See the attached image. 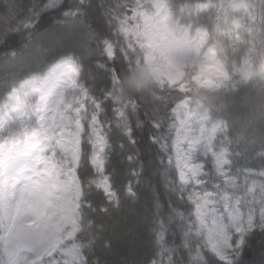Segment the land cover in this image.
I'll use <instances>...</instances> for the list:
<instances>
[{"label":"snow or ice","instance_id":"6c2138e0","mask_svg":"<svg viewBox=\"0 0 264 264\" xmlns=\"http://www.w3.org/2000/svg\"><path fill=\"white\" fill-rule=\"evenodd\" d=\"M77 3L82 15L73 18L71 34L66 27L53 43L70 44L86 57L83 75L91 77L103 100L62 93L50 111L29 117L44 123L48 136L31 167L22 168L15 154L0 157V264H136L144 223L136 212L121 211L115 195L118 177L104 173L103 107L125 117V124L135 119L131 111L125 116L128 109L143 107L159 114L153 124L159 135L145 147L146 164L151 169L158 146L166 170L187 186L178 199L191 205L205 264H220L217 253L225 264H264V170L250 172L247 165L233 163L234 157L253 154L250 137L264 143V104L256 103L264 100V63L246 69L238 57L232 64L227 50L220 49L222 60L214 46L202 54L184 41H173V21L191 22L190 34L204 26L202 18L211 6L200 0H121L115 15L107 18L96 0ZM22 9L24 0H0V33L17 20L28 21ZM89 25L94 44L80 38ZM258 26L264 35V5ZM246 32L238 26L227 35ZM201 55L215 61L216 79L202 81L199 73L184 71L185 66H203ZM148 58L160 88L117 97L121 78ZM157 59L165 65L163 72L154 67ZM99 60L103 63L98 67ZM177 72L183 75L173 82L170 76ZM189 81L197 85V94ZM200 87L210 94L199 95ZM73 142L74 174L68 162ZM89 173L91 179L86 178ZM129 189L126 185L131 195ZM175 264L183 261L178 257Z\"/></svg>","mask_w":264,"mask_h":264},{"label":"trees","instance_id":"16d2710c","mask_svg":"<svg viewBox=\"0 0 264 264\" xmlns=\"http://www.w3.org/2000/svg\"><path fill=\"white\" fill-rule=\"evenodd\" d=\"M120 2L121 0H96V5L107 18L115 15ZM200 2H208L211 6L202 20L203 28L211 36L213 44L222 12H213L212 9L218 5L219 0ZM24 4L22 12L26 10L28 21L21 23L17 20L7 33H0V108L21 82L32 77L43 78L63 59L73 61L78 69L79 90L68 92L69 98L81 93L89 101L94 97L103 100L93 87L91 77L83 75L86 57H81L70 44L61 46L53 43V37L64 32L66 27L71 34L73 18L78 14L82 15V8L77 0H24ZM58 4L62 6L57 7ZM251 5V17L243 21L248 34L239 39L235 36L221 38L230 56L238 57L240 67L246 69L258 67L264 61V35L258 26L259 0H251ZM253 16L256 17V22H253ZM5 35H10L11 39L6 40ZM94 36L90 25L88 31L80 34L81 40L89 44L95 43ZM102 63V60L96 62L98 67ZM134 66L121 79L128 76ZM130 83L131 86H138L137 81ZM129 111L134 113L135 119L125 124V117L118 116L112 107H103L102 120L107 134L104 173L118 177L115 195L122 206L121 211L136 212L144 223L143 250L135 258L136 264H175L178 257L183 264H205L191 205L178 199L185 187L176 181L175 173L170 169L166 170L161 163L163 157L158 146L153 148L154 161L151 169L146 164L145 147L159 135L153 127L159 114L141 107L138 110H126L125 116ZM21 131L17 130L16 133ZM250 139L254 141L253 154L248 158L234 157V165H247L250 172L264 170V143L251 137ZM86 178L91 179L92 173ZM126 185H130L131 195L125 191ZM94 202L99 203V199L95 198ZM251 243L257 245L258 238ZM220 264L225 262L220 260Z\"/></svg>","mask_w":264,"mask_h":264},{"label":"rangeland","instance_id":"374dc122","mask_svg":"<svg viewBox=\"0 0 264 264\" xmlns=\"http://www.w3.org/2000/svg\"><path fill=\"white\" fill-rule=\"evenodd\" d=\"M209 6L208 2H201ZM251 0H232V9L229 13L227 10L222 12V20L217 30L214 43L210 46L224 49L225 45L221 40L229 31L235 33L237 27L245 30L243 21L251 17ZM170 36L173 41H184L192 46L197 52L208 44L209 34L203 27L195 33L190 34L191 22L183 24L173 21ZM246 34H248L246 32ZM236 38H242L240 35H231ZM151 58L146 59L145 64H150ZM53 70V72H51ZM183 73L177 72L170 76L175 82L182 77ZM78 69L76 64L69 60L63 59L55 64L51 70L43 77H32L25 79L19 87L8 95L7 101L0 108V157L6 154H15L21 160L22 168L31 167L43 147H46L48 139L47 128L39 120L33 123L29 117L35 116L37 112L46 113L56 104L58 99L63 95L68 96V92H77ZM71 81V83H66ZM81 93L76 96H80ZM17 130H22L16 133ZM75 149L76 144L73 142L68 145V151L71 154L69 163L72 164L70 171L74 174L75 167ZM234 163V162H233ZM67 167V164H66ZM14 174V170H10ZM183 187H187L184 185ZM218 258L224 262L223 257L217 253Z\"/></svg>","mask_w":264,"mask_h":264},{"label":"clouds","instance_id":"9594fccd","mask_svg":"<svg viewBox=\"0 0 264 264\" xmlns=\"http://www.w3.org/2000/svg\"><path fill=\"white\" fill-rule=\"evenodd\" d=\"M259 5L260 6L264 5V0H259ZM231 9H232V0H219L218 5L214 6L212 11L216 12L217 10H220L221 12H223L224 10H227L230 13ZM212 42L213 41L210 36L208 44L201 49L202 54L203 52L206 51L207 46L211 45ZM217 50H218L217 52L218 57L222 60L225 59L223 54L220 52V49L218 48ZM200 59L201 61H205L203 66L193 65L190 68L185 66L184 71L190 74L199 73L200 79L202 81L206 79H213V80L216 79L218 66L215 64V61H206V58L203 55H201ZM227 59L230 60L232 64H236L235 57L229 56L227 57ZM261 63H264V61H261ZM153 64L154 67L159 66L161 72L165 70V65L163 61L157 59L156 61L153 62ZM171 71H175V69H171ZM185 78L187 79L188 77ZM234 78L236 79L239 78L238 73ZM132 81H137L138 86L135 87L131 86L130 82ZM189 83L191 88L193 89V94L194 95L197 94L196 92L197 85L195 84V82L189 81ZM165 84H167L166 80H165ZM168 86L171 87V85ZM158 88H160L159 78L156 72H154L153 67H149L147 64L142 62L141 64L134 66L131 73L128 76L121 79L119 85L116 88L115 95L119 98L127 99L146 90L158 89ZM198 94L203 96V95H209L210 93L207 92L203 87H200ZM256 103L264 104V100L257 99Z\"/></svg>","mask_w":264,"mask_h":264},{"label":"bare ground","instance_id":"6f19581e","mask_svg":"<svg viewBox=\"0 0 264 264\" xmlns=\"http://www.w3.org/2000/svg\"><path fill=\"white\" fill-rule=\"evenodd\" d=\"M51 72H53V70Z\"/></svg>","mask_w":264,"mask_h":264}]
</instances>
